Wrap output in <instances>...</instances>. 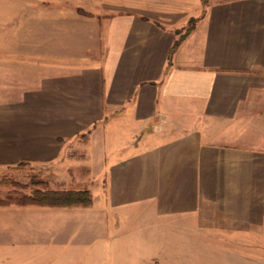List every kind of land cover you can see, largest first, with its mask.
I'll use <instances>...</instances> for the list:
<instances>
[{"label":"crops","instance_id":"1","mask_svg":"<svg viewBox=\"0 0 264 264\" xmlns=\"http://www.w3.org/2000/svg\"><path fill=\"white\" fill-rule=\"evenodd\" d=\"M90 38L0 75V172L78 149L92 196L0 207L4 254L57 264L99 244L106 264H264V141L237 134L264 105V0H149L101 23V50Z\"/></svg>","mask_w":264,"mask_h":264},{"label":"rangeland","instance_id":"2","mask_svg":"<svg viewBox=\"0 0 264 264\" xmlns=\"http://www.w3.org/2000/svg\"><path fill=\"white\" fill-rule=\"evenodd\" d=\"M148 1L0 0V75L4 74V70L9 65V62L15 59L27 57L29 61L41 58L48 60L59 56V60H72L81 54L84 43L86 45L89 42L87 40L90 38L87 36L88 32L93 34L90 38L91 42L96 45L98 44L99 50H101L100 48L102 47L99 46V40L95 38L101 23L106 18H110L117 12L127 10V8H130L134 4L147 3ZM201 2L205 5L202 0ZM177 11L181 13L179 9ZM187 16L186 25L176 29V38L187 34V29L191 26L193 27L197 19L196 15L188 14ZM255 114L257 116H254L250 120L251 128L244 127L245 133L238 132L237 134H245L251 136L253 139L257 138L264 141L263 104H261L260 108L255 109ZM151 128L152 126L150 125L148 129ZM82 140L83 138L79 136L78 141ZM78 152V149L70 148L68 153L71 157L69 156V158L72 160V157H78ZM71 160H69V165L60 166L59 168L27 161L8 164L0 172V207L12 204L66 207L86 206L81 203H22L26 194H32L36 190H78L87 188L85 186L87 182L78 179V176H84L87 169L85 167L79 169L75 162ZM75 171L80 174L76 176ZM71 176H74V179H71ZM69 177L71 180H64V178ZM5 232L6 229L1 225L0 264H51V261H44L45 259L41 261V258L45 256L44 252L27 253L26 259L29 262L23 260L18 251H16L18 252L16 255L4 254L3 250L6 248ZM99 249V244L95 246L88 245L82 252H78L72 261H64L60 258L57 259V264H106L100 258ZM67 253L68 250L65 248L63 254L67 255ZM63 254H61V257ZM36 256H41L37 263L34 261Z\"/></svg>","mask_w":264,"mask_h":264},{"label":"trees","instance_id":"3","mask_svg":"<svg viewBox=\"0 0 264 264\" xmlns=\"http://www.w3.org/2000/svg\"><path fill=\"white\" fill-rule=\"evenodd\" d=\"M204 3L207 0H202ZM192 29V26L187 29V33ZM177 32V30L175 31ZM182 37L176 38L173 41L169 50V59L172 51L175 49L179 40ZM22 162V161H21ZM26 201V202H25ZM92 201L91 192L88 188L78 190H36L32 194H26L22 203H35V204H73L81 203L88 205Z\"/></svg>","mask_w":264,"mask_h":264}]
</instances>
